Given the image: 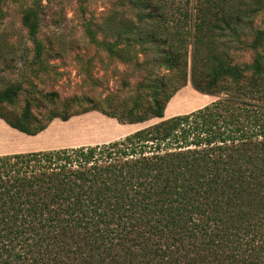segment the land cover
Listing matches in <instances>:
<instances>
[{"label": "trees", "instance_id": "trees-1", "mask_svg": "<svg viewBox=\"0 0 264 264\" xmlns=\"http://www.w3.org/2000/svg\"><path fill=\"white\" fill-rule=\"evenodd\" d=\"M125 1L144 28H115L117 41L148 45L176 73L173 91L153 87L149 101L123 106L40 92L53 108L34 113L30 102L18 111L23 87L12 83L0 88L7 130L34 138L90 111L130 125L163 119L188 81L204 94L195 102L218 99L106 144L1 155L0 264H264V30L244 29L264 0ZM39 11L23 18L37 58ZM247 50L253 61L241 63Z\"/></svg>", "mask_w": 264, "mask_h": 264}, {"label": "rangeland", "instance_id": "rangeland-1", "mask_svg": "<svg viewBox=\"0 0 264 264\" xmlns=\"http://www.w3.org/2000/svg\"><path fill=\"white\" fill-rule=\"evenodd\" d=\"M37 4L41 6L36 33L43 48L41 58L35 56L34 41L23 23L24 15ZM140 20L139 10L125 0H0V88L21 83L23 92L17 100V109L30 102L34 113L53 108L50 103L40 101L41 93L46 92H57L61 101L74 96L111 98L122 106L133 100L149 101L153 87L165 85V92L171 93L178 77L151 61L153 54L147 50L148 45L126 47L124 42L117 41L115 28L128 27L137 32L144 28ZM244 29L264 30V11ZM219 40L222 49L236 55L237 44L230 36ZM108 45L115 47L113 53L107 50ZM253 58L250 50L237 54L241 63H251ZM142 85L153 86L144 89ZM198 94L202 93L188 81L174 95L177 99L168 103L165 118L192 113L218 99L206 95L201 103L195 102ZM166 119L130 125L99 111H90L66 122L55 119L34 138L16 137L0 119V156L102 145Z\"/></svg>", "mask_w": 264, "mask_h": 264}, {"label": "crops", "instance_id": "crops-1", "mask_svg": "<svg viewBox=\"0 0 264 264\" xmlns=\"http://www.w3.org/2000/svg\"><path fill=\"white\" fill-rule=\"evenodd\" d=\"M164 119H166V118H164Z\"/></svg>", "mask_w": 264, "mask_h": 264}]
</instances>
